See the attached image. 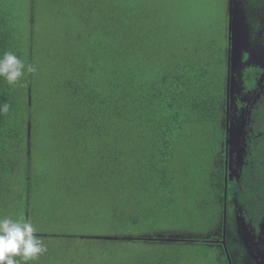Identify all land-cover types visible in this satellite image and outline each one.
<instances>
[{
  "label": "trees",
  "instance_id": "obj_1",
  "mask_svg": "<svg viewBox=\"0 0 264 264\" xmlns=\"http://www.w3.org/2000/svg\"><path fill=\"white\" fill-rule=\"evenodd\" d=\"M103 15L109 20L113 14ZM116 33L117 41L81 43L79 54L66 58L63 75L55 79L64 99L67 183L84 182L89 199L101 197L110 215L107 223L126 235V240H116L117 249L132 255L131 262L129 254H117L98 264H229L225 256L207 252L199 259L200 252L189 254L174 245L143 255L137 249L130 252L131 244L142 241L134 237L143 236L131 231H154L163 222L169 228L177 218L198 234H173L197 235L201 241L219 229L225 194L244 207L254 227L264 222V97L246 128L242 170L227 180V61L211 64L201 58V47H195L184 51L188 57L165 63L137 51L142 40L133 42L131 31ZM12 35L0 27V56L10 51L34 65L26 50L11 47ZM252 77L251 72L244 80L251 84ZM35 83L31 73L13 85L0 78V103L10 105L9 112L0 115V218L15 216V210L20 218L34 209L27 200L37 178L31 163L37 128L31 100ZM77 152L89 156L88 164L81 163ZM56 257L47 246V252L29 264H52Z\"/></svg>",
  "mask_w": 264,
  "mask_h": 264
},
{
  "label": "rangeland",
  "instance_id": "obj_2",
  "mask_svg": "<svg viewBox=\"0 0 264 264\" xmlns=\"http://www.w3.org/2000/svg\"><path fill=\"white\" fill-rule=\"evenodd\" d=\"M257 1L249 0V3L252 2L254 5ZM238 2L236 0H1L0 27L9 28L13 34V37L9 38L11 47L16 50L22 48L26 50L37 68L36 88L31 98L35 106L34 122L37 126L31 143V163L32 172L37 178L34 180L35 190L27 200L34 209L21 216L33 224L36 229L34 235L41 237L43 244L57 253L52 264H98L105 262V257L109 258L110 255L115 257L117 254L121 257L129 254L128 261H132L131 253L116 247V240H126V235H123L114 224L107 223L110 215L106 210L107 207L102 205L104 202L101 197L89 199L88 194H85L88 188H85L84 182L74 186L68 184L70 178L65 177L70 175V172L65 163V109L62 108L64 99L61 97L63 94H58L55 79L63 75V67L69 60L66 58L73 56L75 52L79 54L80 47H83L81 43L87 46L90 41L102 39L109 42L113 39L117 41L118 34L114 35V33L118 32V29H124L134 33L133 42L139 41L138 38L142 40L140 48L137 44H133V47L139 48L137 51L141 50L145 56L151 55L150 57H158L165 63H173L186 58L185 56L188 57L184 51L201 47L198 49L201 58H206L211 64L216 60L224 64L228 58V22L231 4L234 7ZM252 8L255 9L253 6ZM232 10L231 26L236 28L237 22L238 26L246 31L244 12ZM103 14L113 15L106 20ZM233 27L231 28L233 37L237 39ZM72 48L76 51L71 52ZM250 49L251 47L249 51ZM232 55L231 69L236 74L232 80L234 103L231 109L227 110L228 118L225 122V126L228 123L227 133L230 141L228 165L229 170L231 169V178L239 171L242 137L248 127L243 124L244 112L235 108V98L245 96L238 77L244 65L236 56L239 57V49L233 48ZM244 56V62L251 60L249 58L251 55L244 53ZM249 65L260 67L263 66V62L252 60ZM252 70V67L247 68L243 78L246 79ZM46 73H49L48 76L45 75ZM76 154L81 163L88 164V155H80L78 152ZM81 172L85 174V171ZM41 174H49V176L40 177ZM74 175L79 177L80 170H75ZM71 189H76L74 195ZM67 190L70 193L66 192ZM235 206L234 199L230 198L224 239L226 249L216 242L213 235L200 241L196 238L197 235L192 237L173 234L180 230V232L192 231L181 219L175 218L169 223V228L164 227L165 222L154 231L132 228L131 233L136 231L133 235L143 236L134 237L136 241L140 239L142 241L137 246L131 244L133 248L130 252L137 249L140 255H143L174 245L187 250L189 254L200 252V256L197 257L199 259L208 252L212 257L219 255L220 258L224 256L230 258L231 264H255L238 233ZM19 212L15 210V216L4 217L19 219ZM93 220L96 221L92 222ZM141 230L143 231L140 232ZM192 232L198 234L197 231ZM223 236L221 235L222 240ZM158 238H164L166 241L157 242L155 239ZM211 239L213 242L205 243V240ZM60 246L63 248L61 249ZM101 248L105 253L101 252Z\"/></svg>",
  "mask_w": 264,
  "mask_h": 264
},
{
  "label": "flooded vegetation",
  "instance_id": "obj_3",
  "mask_svg": "<svg viewBox=\"0 0 264 264\" xmlns=\"http://www.w3.org/2000/svg\"><path fill=\"white\" fill-rule=\"evenodd\" d=\"M239 1L238 4L234 5L231 4V10H230V18L228 22V36H229V44H228V58H227V82H226V118H228L227 110L231 109L233 102V94H232V80H234V76L236 74L231 69L232 61L231 55L233 52V48L235 50L239 49V62L243 64L244 69L243 71L238 74L240 79V87H243V93L245 94L244 97H236L235 98V108L239 111L244 112V121L243 124L250 125L252 122V113L253 111L258 107L259 103L261 102V99L264 97V5L263 0L261 3V0H258L256 4L253 5L249 3V0H236ZM245 2V3H244ZM233 3V1H232ZM246 4V6H244ZM252 6L255 8L253 9ZM232 9H235L236 12H240L245 14L244 16V26H246V31L242 30L241 27L231 26V19L232 17ZM230 23V24H229ZM234 28V31L237 35V39L235 42V45L231 42L230 38H232V30L231 28ZM243 32L245 33L243 35ZM243 37V38H242ZM252 45V46H250ZM256 46V50H255ZM251 47L250 51L249 48ZM255 51V52H254ZM244 53H247L251 55L249 58H251L250 61L247 60V62L243 61ZM254 53V54H253ZM233 56V55H232ZM244 56V57H243ZM246 58V57H245ZM247 59V58H246ZM252 60H259L260 62H263V66H250L249 63H251ZM252 67V73H253V82L249 84L246 82L243 78L244 71ZM233 72V73H232ZM226 130H228V123L225 126ZM248 128V127H247ZM246 134V129L243 135ZM243 138V137H242ZM229 140V138H228ZM227 140V141H228ZM225 154L227 158L226 162V179L228 180L230 178L231 169L229 170V155L230 150L229 146L225 149ZM241 166V162H239V171ZM230 171V172H229ZM237 174V173H236ZM234 178V177H233ZM227 182V181H226ZM227 184V183H226ZM224 210H223V219L221 221V224L219 225V229L217 231H214L211 235H213L214 238H216V242L218 244H221V235L223 236V239L226 235V226H224L225 221V208H226V223H227V208H228V199H224ZM235 217L237 218V226H238V233L241 237L242 242L244 243L246 249L248 250L250 256L254 259L255 264H264V222L262 224H259L257 227H254L252 219H248L246 217V211L244 207L238 206L235 203ZM216 235H219L218 237ZM212 237V236H211ZM205 243L213 242V239L210 241L205 240ZM222 245V244H221ZM225 248V247H224ZM229 261V259L227 258ZM230 264V263H229Z\"/></svg>",
  "mask_w": 264,
  "mask_h": 264
},
{
  "label": "clouds",
  "instance_id": "obj_4",
  "mask_svg": "<svg viewBox=\"0 0 264 264\" xmlns=\"http://www.w3.org/2000/svg\"><path fill=\"white\" fill-rule=\"evenodd\" d=\"M36 72L35 65H26L10 51L0 56V78L9 85L19 82L29 73ZM9 110L10 105L7 102L0 103V115H6ZM35 232L33 224L23 216L19 219L0 218V264H29L46 253L47 247L41 237L34 235Z\"/></svg>",
  "mask_w": 264,
  "mask_h": 264
},
{
  "label": "water",
  "instance_id": "obj_5",
  "mask_svg": "<svg viewBox=\"0 0 264 264\" xmlns=\"http://www.w3.org/2000/svg\"><path fill=\"white\" fill-rule=\"evenodd\" d=\"M233 36H234V33H232ZM232 36V38H230L231 42L233 43V45H235V42H236V39H234V37ZM246 135V134H245ZM245 135H243V140H242V148H241V152H242V157L240 159V162H241V166H240V170H242V163L244 161V157L246 156V148H245ZM230 144V141H227V148H228V145ZM230 178H231V174H230ZM225 199H227L226 197V194H225ZM225 221H224V226H226V208H225ZM225 239V238H224ZM224 239L222 240V245L225 247V243H224ZM226 249V247H225ZM229 262L231 264V261H230V258H229Z\"/></svg>",
  "mask_w": 264,
  "mask_h": 264
}]
</instances>
